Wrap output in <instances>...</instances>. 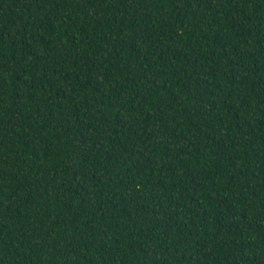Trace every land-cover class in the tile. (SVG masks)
Segmentation results:
<instances>
[{"label":"trees","instance_id":"obj_1","mask_svg":"<svg viewBox=\"0 0 264 264\" xmlns=\"http://www.w3.org/2000/svg\"><path fill=\"white\" fill-rule=\"evenodd\" d=\"M0 264H264V0H0Z\"/></svg>","mask_w":264,"mask_h":264}]
</instances>
